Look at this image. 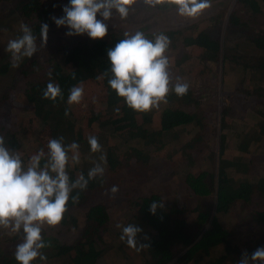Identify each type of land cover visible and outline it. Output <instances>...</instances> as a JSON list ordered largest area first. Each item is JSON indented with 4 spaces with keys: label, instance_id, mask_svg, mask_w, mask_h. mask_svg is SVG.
Returning a JSON list of instances; mask_svg holds the SVG:
<instances>
[{
    "label": "trees",
    "instance_id": "16d2710c",
    "mask_svg": "<svg viewBox=\"0 0 264 264\" xmlns=\"http://www.w3.org/2000/svg\"><path fill=\"white\" fill-rule=\"evenodd\" d=\"M52 2L55 6L64 2L69 4V0H27L26 4L20 8V12L26 17L35 11H39L42 15L48 13L47 4ZM236 8L251 15L246 22L240 21V16L236 11L230 17V24L233 27H238V25L245 27L246 38L242 42L235 38L223 45L221 39L214 38L209 31H202L196 36H183L182 30H170L164 33L171 40L168 53L179 48L180 50L192 48L195 51H204L206 55H209L210 60L217 57L220 60L223 57V61L230 64L231 70H238L242 73L238 90L244 99L255 100L254 105L248 108V114L257 120L253 119L252 126L242 124L241 130L236 133L237 151L246 154L254 145H257L264 153V22L261 23L255 18L258 15L264 16V0H237ZM35 33H40V27L36 28ZM145 35L151 38L154 34ZM123 38L124 35L115 34L108 40H98L92 44L69 45L65 50L63 49L60 60H52L45 74L29 83L24 94L18 93L17 95L10 89V92H5L0 98L1 109L6 111L0 117V136L5 138L9 148L23 153L25 163L41 148L47 151L46 146L50 138L60 136L64 137L65 143L76 141L80 145L81 160L96 157L101 153L92 154L90 152L87 138L90 135L98 138L102 146V154L106 156L107 161L103 184L99 179L90 181L88 188L79 193V202L76 204L69 202L68 211L61 223L70 229H77L76 233H79L77 241L73 245H61L56 239L45 238L50 244L48 248H53L56 252L54 256L67 258L66 264L104 263L106 255L111 252V242L119 238L121 234V230L116 225L129 223L137 224L142 228L143 231L139 238L142 243L150 245L140 251L132 249L140 255L145 264H170L175 259L174 249L177 246L184 250L178 262L218 264L212 262L210 258L213 251L219 252L222 249L225 253L221 256L223 260L239 251L235 241L231 239L220 220L214 217L209 224L207 216L210 209L207 214L199 211V207L189 210L178 201L167 202L160 193L142 197L134 202L131 212L117 224H112L111 215L105 204L93 205L86 214L84 226L77 227L79 226L78 216L71 210L87 204L88 196L105 186L109 173L116 167L113 159V151L116 148L110 143L112 138L118 137L125 140L126 144L132 146L134 157L143 165H147L150 156L143 151L145 147L159 146L162 148L170 142L180 143L183 131L188 130L189 135H192L197 128L203 127L200 119L196 120L192 113L180 108L193 101L186 95V97L183 96L184 98L177 97L174 92H170L167 96V103L162 102L160 105L162 108L160 115H156L157 108L138 114L123 104L122 99L109 87L107 78L103 80L96 78L110 67L107 50ZM231 43H233L232 46H230ZM240 43L251 49L243 53ZM190 54L191 52L181 57L176 56L174 61L178 68L183 69L184 63L192 58ZM196 65L198 64L195 62ZM8 68L9 64H2L0 74L7 73ZM24 73H28V70ZM49 73H51V80L60 85L63 93V98H57L55 102L45 100L42 95L50 80ZM170 73L172 79L176 74L179 77L183 76V71L182 74L175 72V68L171 66ZM73 74H75V79H73ZM80 82L84 85L83 99L79 104L69 106L67 103L69 90ZM96 85L99 89L95 88ZM87 91L90 92L87 93ZM8 101L11 106L7 107L6 102ZM116 108L120 109L119 113L115 111ZM66 110L68 115H65ZM155 115L159 116L158 122H154ZM234 115L231 105L224 104L221 111L222 132L226 131V128L230 129L231 123L229 122L235 118ZM228 136L225 132L221 134L217 170L214 167V171L205 169L198 175L189 173L184 179L186 186L195 197L204 198L210 195L215 197L216 215L229 213L240 202L250 204L256 195L264 198V175L253 183L248 178L251 165L244 162L241 156L232 158L226 156L229 148ZM204 138V133H198L189 143L193 149H197ZM88 169L89 167L83 163L69 167L68 171L74 180L80 172L86 176ZM153 201L165 203V208L158 210L155 216L149 212V206ZM191 212L202 213L198 217L196 230L203 228L205 223L209 224L208 230L201 236V239L199 238L200 240H195L193 233L188 230ZM252 216L264 235V210L254 211ZM115 228L118 229V233L112 231H116ZM123 252L129 264L132 260L131 255ZM2 262L0 261V264ZM15 263L16 260H12L6 264Z\"/></svg>",
    "mask_w": 264,
    "mask_h": 264
},
{
    "label": "rangeland",
    "instance_id": "374dc122",
    "mask_svg": "<svg viewBox=\"0 0 264 264\" xmlns=\"http://www.w3.org/2000/svg\"><path fill=\"white\" fill-rule=\"evenodd\" d=\"M26 1L0 0V68L2 64H9L8 72L0 74V98L9 89L10 91H15L14 93L17 95L18 93L24 94L29 83L41 78L49 69L52 60H60L63 49L65 50L69 45L73 46L77 43L92 44L95 42L87 35L68 37L66 35L67 28H58L51 19L53 16H62L63 6L68 5V3H60L56 6L54 2L48 3V6L45 4L48 7V13L41 15L39 11H35L32 15L26 17L20 12V8L23 4H26ZM236 7L237 0H212L210 9L206 10L198 18L189 19L177 16L175 9L168 4L152 8L145 4L144 0H139L132 8L127 20L122 21L117 16L106 22L108 23V34L104 39L108 40L115 34L124 35L125 32L135 33L136 31H143L145 34H158L170 30H182L183 36H196L202 31H209L214 38L219 37L223 45L233 39L235 40V38L237 41L242 42L246 38L245 27L242 25L233 27L230 24V17L236 11L240 16V21L246 22L251 15L247 12L243 13ZM97 18L100 19L99 15ZM255 18L261 23L262 21L264 22V16L258 15ZM22 23L27 24L37 36L38 51L31 59L24 58L20 62L19 67L13 68L10 56L5 52V47L10 39L22 34L20 32ZM42 23L49 25L48 42L45 47H40V33H35L36 28L40 27ZM232 45L233 43L230 44V46ZM240 45L243 53L245 50L251 49L243 43H240ZM191 50L192 48H182L181 50L179 48L167 55L170 59V66L175 68V72L182 74L183 71V76L175 75V78L172 79L173 83L177 78L188 83L189 91L186 96L193 100L186 105L180 106V108L182 107L186 112L192 113L196 120L200 119L203 127L197 128V131L192 135H189L188 130L183 131L180 143L170 142L162 148L159 146L145 147L143 151L150 156L149 164L147 165H143L142 162L134 157L132 146L126 144L125 140L118 137L112 138L110 143H112L111 146L116 148L113 151L116 167L109 173L105 186L92 192L88 196L87 204L76 207L71 212L78 216L79 226L77 227L82 228L89 208L98 203H103L108 207L112 224H117L122 222L125 215L131 212L134 202L139 201L142 197L160 193L161 197L167 202L178 201L179 204H184L189 210L199 207V211L207 214L208 209H210L207 216L208 223L210 224L214 217L218 218L229 232L231 239L235 241V245L239 248L238 253L233 254L231 257H226L224 260L221 257L225 255L222 249L219 252L213 251L210 257L213 260L212 262L218 264H239L242 254L246 252L250 255L258 247H263L264 235L253 219L252 213L264 210V198L256 195L250 204L240 202L229 213L216 215L214 210L215 197L212 195L204 198L195 197L188 186H186L184 179L189 173L198 175L205 169H210V171L212 169L214 171V167L215 170L218 169L220 138L224 132L229 135V148L226 156L228 158L241 156L244 162H248L251 165L248 178L253 183L264 175V153L261 152L262 148L254 145L249 153L245 154L238 152L236 145L238 143L236 133L241 130L242 124L252 126L254 123L253 119L257 120L248 114V108L254 105L255 100L243 98L238 90L242 73L238 70H231L230 64L224 62L223 57L220 60H218V57L216 58L217 60H210L206 52ZM189 52H191L192 58L184 63L181 70V68L177 67L174 59L176 56L181 57ZM195 62L198 65L195 66ZM27 70L28 73H24ZM95 88L99 89L98 85ZM91 89L94 91L92 85ZM90 91H87V93ZM20 102L23 101L20 100ZM224 104L231 105L232 109H234L235 118L229 122L231 123L230 129L226 128V131L222 132L221 111ZM6 105L7 107L11 106L10 101L6 102ZM161 110V106L157 108L158 114L156 113V115H160ZM5 112L0 106V117ZM158 119L159 116H156L154 122H158ZM198 133H204L205 138L197 149H193L189 142ZM98 157L99 155L81 160L80 165L84 163L90 168L92 166L91 161ZM113 185L119 187V192L115 197L109 191ZM202 213L191 212L188 230L193 233L195 240H200L209 227V224L206 225L205 223L203 228L196 230L198 217ZM126 217L128 218L129 216ZM115 229L116 231H112L118 233V229ZM76 232V228L70 229L60 224L55 228L47 229L42 235L44 239H56L61 245H73L79 235ZM19 242V236H10L5 230H0V261H3L1 264L15 260L14 252ZM123 251L131 255L132 260L129 264H145L140 255L133 252L119 238L113 239L111 252L106 255L105 262L100 264H128ZM183 251L180 246L175 247V259L170 264H185L184 262H178ZM43 252L47 256V260L42 262L37 259L32 264H66L67 258L65 256H54L56 252L53 251V248H46ZM15 264H18V262L16 261Z\"/></svg>",
    "mask_w": 264,
    "mask_h": 264
},
{
    "label": "clouds",
    "instance_id": "9594fccd",
    "mask_svg": "<svg viewBox=\"0 0 264 264\" xmlns=\"http://www.w3.org/2000/svg\"><path fill=\"white\" fill-rule=\"evenodd\" d=\"M139 0H69L63 6V15L53 16L58 28H67L68 37L87 35L91 40H103L108 34V21L115 17L125 21ZM152 8L168 4L175 9L177 16L189 19L198 18L212 7V0H144ZM100 17L98 19L97 17ZM21 35L10 39L5 47L9 54L11 66L17 68L24 58L31 59L38 51L37 36L27 24L20 25ZM49 25H40V47L48 42ZM171 40L165 33L147 37L143 31L124 33L114 47L107 50L110 67L98 75V80L107 78L109 87L114 90L123 104L135 113L142 114L159 108L167 103V96L174 92L177 97L185 96L189 84L177 78L173 83L170 73V59L167 55ZM50 80L43 90V98L55 102L63 98L60 85ZM75 79V74H73ZM84 96V85L80 82L69 90V106L79 104ZM117 113L120 112L116 108ZM65 115H68L66 110ZM92 154L101 153L91 161L92 166L87 175L80 172L73 180L69 167L81 162L80 145L76 141L65 143L64 137L50 138L47 151L41 148L32 154L27 162L23 153L6 145L5 138L0 136V230L8 235L20 237L14 257L18 264H32L39 259L46 261L43 250L50 247L42 233L47 229L59 226L69 202H79V193L85 191L89 182L99 179L103 184L106 156L98 138L90 135L87 138ZM113 197L119 187L110 188ZM75 193V195H74ZM163 201H153L149 212L155 216L163 210ZM121 230L119 239L127 247L140 251L150 247L142 243V228L137 224L116 225ZM144 239H148L144 237ZM239 264H264V247H258L250 255L242 254Z\"/></svg>",
    "mask_w": 264,
    "mask_h": 264
}]
</instances>
